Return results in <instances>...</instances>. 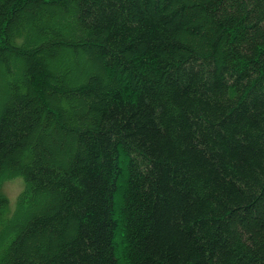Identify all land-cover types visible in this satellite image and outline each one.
<instances>
[{
	"label": "trees",
	"instance_id": "16d2710c",
	"mask_svg": "<svg viewBox=\"0 0 264 264\" xmlns=\"http://www.w3.org/2000/svg\"><path fill=\"white\" fill-rule=\"evenodd\" d=\"M0 85V264H264V0H0Z\"/></svg>",
	"mask_w": 264,
	"mask_h": 264
},
{
	"label": "rangeland",
	"instance_id": "374dc122",
	"mask_svg": "<svg viewBox=\"0 0 264 264\" xmlns=\"http://www.w3.org/2000/svg\"><path fill=\"white\" fill-rule=\"evenodd\" d=\"M59 62H60L59 60L55 61V64H53V67H56ZM93 75L98 78L100 77L101 81L103 80L104 82V75L102 72L96 70V73L94 72ZM3 80L1 79L2 83L4 84ZM103 85H105V83ZM9 93H10L9 88L7 89L5 86L0 85V105L4 102V98L8 96ZM23 187H24V180L21 176H14V177L8 178L1 183L0 189H1L2 194L8 200L9 213H12L15 210L17 198L20 192L23 190Z\"/></svg>",
	"mask_w": 264,
	"mask_h": 264
}]
</instances>
